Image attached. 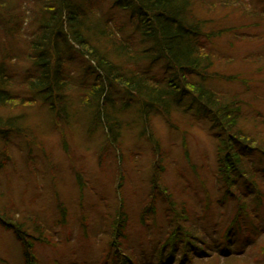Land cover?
I'll return each mask as SVG.
<instances>
[{"label": "trees", "instance_id": "trees-1", "mask_svg": "<svg viewBox=\"0 0 264 264\" xmlns=\"http://www.w3.org/2000/svg\"><path fill=\"white\" fill-rule=\"evenodd\" d=\"M103 2L124 13L132 37H125L112 18L102 15ZM262 24L264 0H0V47L5 53V61L0 63L2 136L27 138L28 127L22 120L19 127L13 112L19 110L23 118L24 111L36 104L46 107L56 121L66 118L74 107L81 108V114L103 116L114 141L119 124L106 111L109 103H119L114 90L125 96L120 109L136 100L144 116L155 111L174 126L171 119L175 114L180 118L199 114L209 121L216 140V185L229 200L232 213L216 246L225 259L234 258L231 250L239 248L233 240L243 243L250 240V233L264 234V218L260 220L257 211L264 206V118L253 107L255 98L222 91L214 84L238 82L249 92L248 80L252 81L253 74L264 75V51L237 60L239 67L248 63L254 69L231 72L226 70L237 61L215 51L213 42L224 36L236 39L243 29ZM9 39H18L24 48L14 52L7 44ZM17 60L29 65L20 78L7 73ZM141 63L146 64L145 69ZM7 139L0 150V170L12 163ZM247 199L256 203L251 216L240 204ZM168 214L169 235L154 243V258L149 257L145 264H182L190 258L199 263L208 256L216 258L204 238L206 231L201 232L188 214L176 205ZM3 219L21 243L22 263L40 264L33 242L26 237L33 232L38 241L50 240L48 231L36 220L28 228L26 218L22 222L7 216ZM253 220L259 221L258 226L250 223ZM123 227L118 228L116 238H126ZM111 243L107 260L136 264L128 248L117 254L120 244ZM0 264L7 262L1 260Z\"/></svg>", "mask_w": 264, "mask_h": 264}, {"label": "rangeland", "instance_id": "rangeland-1", "mask_svg": "<svg viewBox=\"0 0 264 264\" xmlns=\"http://www.w3.org/2000/svg\"><path fill=\"white\" fill-rule=\"evenodd\" d=\"M99 10L116 22L125 37H132L124 13L110 8L107 2ZM239 35L236 39H216L215 51L224 52L235 61L264 51V24L243 29ZM17 40L9 39L7 43L14 52L24 48V43ZM4 54L0 47V63L5 61ZM13 63L7 73L22 77L29 65L23 60ZM140 67L145 69L146 64L141 63ZM251 69L254 68L248 63L239 67L237 61L226 71ZM253 76L252 81L248 80L251 85L247 93L238 82L221 80L214 86L255 98L253 107L264 118V75ZM114 92L122 102L125 96ZM135 101L123 109L117 101L108 104L106 111L119 124L114 128L120 129L114 141L104 126L103 116L94 117V112L81 114L82 109L74 107L66 118L56 121L46 107L36 104L24 111L23 118L19 117V110H14L19 127L22 120L29 130L24 133L27 138L17 134L2 136L0 131V150L3 140L9 138L12 157L11 166L0 170V210L6 209L0 212V261L23 264L22 246L3 219L7 216L18 222L26 218L28 228H33L36 220L48 231L50 240L38 241L33 232L26 237L33 242L40 264H120L117 259L111 263L105 258L114 240L120 244L117 254L128 248L136 264H145L154 243L169 235L168 213L176 205L197 223L201 232L206 231L204 238L216 256L199 263L190 258L186 264H264V234L261 236L260 232L250 233V240L243 243L233 240L239 248L231 250L234 258L225 259L216 246L232 213L229 200L216 185V140L209 121L199 114L183 118L175 114L171 119L174 126L155 111L144 116ZM240 204L244 212L247 209V214L253 215L255 201L247 199ZM260 208L257 211L261 212V220L264 206ZM144 222L145 226H141ZM250 223L258 226L259 221ZM123 225L126 238H116ZM216 228L218 231L214 232Z\"/></svg>", "mask_w": 264, "mask_h": 264}]
</instances>
